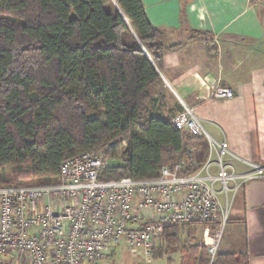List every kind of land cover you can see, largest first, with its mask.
I'll list each match as a JSON object with an SVG mask.
<instances>
[{
	"label": "trees",
	"instance_id": "trees-1",
	"mask_svg": "<svg viewBox=\"0 0 264 264\" xmlns=\"http://www.w3.org/2000/svg\"><path fill=\"white\" fill-rule=\"evenodd\" d=\"M115 2L126 19L113 0H0V185L56 183L63 160L105 148L113 158L122 140V162L100 180L155 178L181 159L184 173L197 170L188 135L152 97L164 50L180 44H164L142 0ZM206 225L220 228L166 225L152 259L179 251L180 264H248L244 253L211 260L198 236Z\"/></svg>",
	"mask_w": 264,
	"mask_h": 264
},
{
	"label": "built area",
	"instance_id": "built-area-1",
	"mask_svg": "<svg viewBox=\"0 0 264 264\" xmlns=\"http://www.w3.org/2000/svg\"><path fill=\"white\" fill-rule=\"evenodd\" d=\"M206 87L215 99L234 96L229 87ZM180 101L172 124L208 141L196 171L184 173L187 161L181 159L155 178L102 181L105 148L63 160L56 183L0 185V264H107L121 246L147 259L166 225L219 221L214 235L207 226L202 237L212 260L235 196L248 181L264 180V164L243 161L248 167L238 171L226 160L228 142L211 137Z\"/></svg>",
	"mask_w": 264,
	"mask_h": 264
},
{
	"label": "crops",
	"instance_id": "crops-1",
	"mask_svg": "<svg viewBox=\"0 0 264 264\" xmlns=\"http://www.w3.org/2000/svg\"><path fill=\"white\" fill-rule=\"evenodd\" d=\"M142 2L151 24L165 31L164 44H180L164 50L152 97L160 96L173 115L182 110L180 99L192 107L211 137L228 142L226 160L238 171L247 169L243 161L264 164V0ZM210 84L229 87L234 96L212 98ZM184 145L198 168L208 141L188 135ZM217 251L264 264V180L248 181L235 196ZM165 257L180 264V252Z\"/></svg>",
	"mask_w": 264,
	"mask_h": 264
},
{
	"label": "rangeland",
	"instance_id": "rangeland-1",
	"mask_svg": "<svg viewBox=\"0 0 264 264\" xmlns=\"http://www.w3.org/2000/svg\"><path fill=\"white\" fill-rule=\"evenodd\" d=\"M195 36H196L195 38H199L202 40H206L208 38V36L201 35V34H196ZM206 41L209 43L212 42V40L210 42L209 39ZM182 102L185 103L183 100H182ZM187 106H189V105H187ZM125 145H126V140H124L123 142L122 141L120 142L119 151H118L117 155L114 157V159H112V158L107 159L108 165H118L122 162L120 150L122 148H124ZM208 149H209V146H208ZM208 149H207V151H208ZM102 151H103V149H100V150L96 151V153H101ZM6 170L10 171L11 168L7 167ZM25 184H38V183H35V182L34 183H32V182L27 183L26 182ZM200 224H202V223H200ZM205 227H207V225ZM222 229H223V227H222ZM198 236H199V238L202 239V233H199ZM160 243L162 244L161 240L157 241L155 244V248L159 247ZM178 252L179 251H173L171 253L168 252L165 254V256H170L173 259H177ZM165 256L162 259H152V255L150 254V256L147 259H145L144 257L142 258L138 255V252L136 249L131 248V247L126 248V246H121L115 251L113 258H111L110 261L107 262V264H171V263L167 262V260L169 258L166 259Z\"/></svg>",
	"mask_w": 264,
	"mask_h": 264
},
{
	"label": "water",
	"instance_id": "water-1",
	"mask_svg": "<svg viewBox=\"0 0 264 264\" xmlns=\"http://www.w3.org/2000/svg\"><path fill=\"white\" fill-rule=\"evenodd\" d=\"M113 2L115 3V5H116L118 11L122 14V16L124 17V19H126L125 16H124V14H123V12H122V10L119 8V6H118L117 3L115 2V0H113ZM126 21H127V20H126ZM127 23H128V21H127ZM128 25H129V24H128ZM129 27H130V25H129ZM130 28H131V27H130ZM131 30L133 31L132 28H131Z\"/></svg>",
	"mask_w": 264,
	"mask_h": 264
}]
</instances>
